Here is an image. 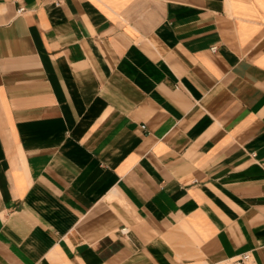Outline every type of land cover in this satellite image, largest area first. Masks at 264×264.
<instances>
[{"label": "crops", "instance_id": "crops-1", "mask_svg": "<svg viewBox=\"0 0 264 264\" xmlns=\"http://www.w3.org/2000/svg\"><path fill=\"white\" fill-rule=\"evenodd\" d=\"M246 251L264 264V0H0V264Z\"/></svg>", "mask_w": 264, "mask_h": 264}, {"label": "built area", "instance_id": "built-area-1", "mask_svg": "<svg viewBox=\"0 0 264 264\" xmlns=\"http://www.w3.org/2000/svg\"><path fill=\"white\" fill-rule=\"evenodd\" d=\"M22 11L23 8L18 9V13H21ZM213 264H253V263H252L251 253L246 251L237 255L236 257L226 260L224 263H213Z\"/></svg>", "mask_w": 264, "mask_h": 264}]
</instances>
